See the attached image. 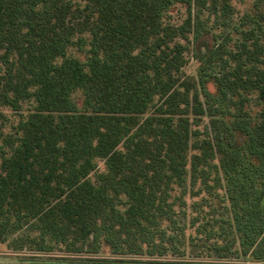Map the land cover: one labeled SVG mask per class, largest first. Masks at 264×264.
<instances>
[{
  "label": "trees",
  "instance_id": "16d2710c",
  "mask_svg": "<svg viewBox=\"0 0 264 264\" xmlns=\"http://www.w3.org/2000/svg\"><path fill=\"white\" fill-rule=\"evenodd\" d=\"M231 2L0 0V102L37 103V113L20 125L18 146L2 158L0 242L16 235L14 250L51 252L54 243L82 253L90 242L94 253L105 244L116 255L162 256L176 239L168 231L181 229L176 208L186 206L181 198L190 182L204 192L217 187L229 194L228 218L219 226L227 231H212L221 237L213 244L217 255L251 252L264 259V69L244 70L241 63L246 55L258 64L260 48L255 42L252 51L245 38L241 52H226L239 61L234 72L216 77L226 101L239 87L259 94L262 121H235L259 161L254 167L237 160L238 150H222L215 124L224 122L212 121L216 144L207 129L192 131L206 109L200 92L190 96L178 83L186 48L175 39L187 32L196 41L209 32L204 12L213 26L229 28ZM175 4L187 6V27L164 25ZM74 46L80 52L90 47L86 62L67 58ZM76 91L83 94L82 109ZM202 95L212 99L205 89ZM151 108L152 116L139 121ZM100 158L106 171L92 181ZM176 187L180 197L173 196Z\"/></svg>",
  "mask_w": 264,
  "mask_h": 264
},
{
  "label": "rangeland",
  "instance_id": "374dc122",
  "mask_svg": "<svg viewBox=\"0 0 264 264\" xmlns=\"http://www.w3.org/2000/svg\"><path fill=\"white\" fill-rule=\"evenodd\" d=\"M73 1L80 2V0ZM231 3L234 7V14L229 28L213 26V17L207 21L208 14L204 12L201 19L206 21L207 28H211L209 32L203 34L196 41L193 39V33L187 32L175 39L176 43L186 48L184 52L185 64L180 71L178 83L183 92L189 91L190 96L196 91L200 92L206 109L205 115L199 117L198 124L192 125V131L199 130L205 133L207 129L208 140L216 144L217 136L213 131L212 121L224 122L215 124L217 129H221L222 150H238L237 152H240L242 157H237V160L240 163L244 162L247 166L254 167L259 161L249 154V140L235 127V121L247 120L250 123L262 121L263 105L259 94L253 89L244 90L239 87L237 94L230 95L229 98L232 101H226L220 95L216 77L234 72L239 61H233L226 52H241L243 48L240 45L246 41L245 38L249 39L247 45L252 51L256 50L255 42L258 49L260 48L258 54L260 62L253 64L244 55L241 61L245 65L244 70L251 66L264 69V0H232ZM194 14L193 12L192 15L194 16ZM188 19L187 6L175 4L164 15L163 22L165 26L182 28L188 26ZM251 34L254 36L249 37ZM261 46L263 47L262 53ZM89 49L90 47L87 46L83 52H80L76 46L71 47L67 51V58L86 62L89 57ZM215 49L219 50L217 60L211 62L210 55ZM219 57L223 58V61H219ZM226 60L228 61L227 66L224 65ZM203 89L211 94L210 101L202 95ZM73 98L77 107L82 109L84 102L82 92H74ZM214 111H217L216 116L212 115ZM36 113L37 103L33 98L17 103L16 107L0 102V168L3 156H10L19 144L18 139L23 136V131L20 129L21 123L26 122ZM152 114L153 108L141 115L139 121H143ZM189 117L191 120L195 119L193 115ZM204 137V135L201 136V139ZM193 141L194 139H192ZM195 153L197 151H192L191 154ZM222 156L224 155H218V159ZM96 161L97 169L89 175V179L92 181H95L98 175L106 171V161L101 158ZM224 183L226 186V181ZM186 186L189 191L184 198H181V201L186 202V206L176 208L177 226L181 229L168 231L176 239L174 245L168 244L170 251L162 256L116 255L105 244L102 245L98 253H94L91 251L90 242L85 245V251L82 253L67 252L65 246L54 243L51 244L54 248L51 252H40L34 247H32L34 249L14 250L10 247V242L16 237L14 235L7 242H0V264H264V259H254L251 252L239 256L219 257L213 249L218 246H213V244L221 237L215 236L212 231H218L219 234L222 229L227 231L226 227L221 229L219 226H221L220 220L228 218L229 194L225 188L222 190L216 187L209 193L201 191L203 186L200 184L190 187V182H188ZM182 191L176 187L173 196L180 197ZM261 207L264 218V199L261 200ZM163 226L167 228L168 223L165 222ZM236 247L240 249V246Z\"/></svg>",
  "mask_w": 264,
  "mask_h": 264
}]
</instances>
